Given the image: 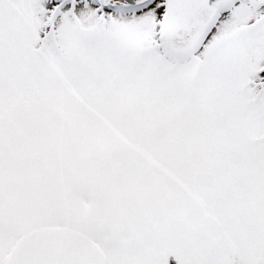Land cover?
Wrapping results in <instances>:
<instances>
[{"label": "snow or ice", "instance_id": "obj_1", "mask_svg": "<svg viewBox=\"0 0 264 264\" xmlns=\"http://www.w3.org/2000/svg\"><path fill=\"white\" fill-rule=\"evenodd\" d=\"M0 264H264V0H0Z\"/></svg>", "mask_w": 264, "mask_h": 264}]
</instances>
